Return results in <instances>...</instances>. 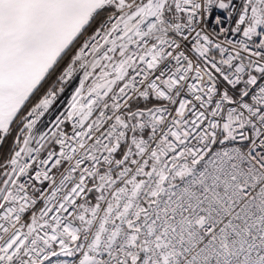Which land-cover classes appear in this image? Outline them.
Returning <instances> with one entry per match:
<instances>
[{
	"label": "snow or ice",
	"instance_id": "obj_1",
	"mask_svg": "<svg viewBox=\"0 0 264 264\" xmlns=\"http://www.w3.org/2000/svg\"><path fill=\"white\" fill-rule=\"evenodd\" d=\"M0 264H264V0H0Z\"/></svg>",
	"mask_w": 264,
	"mask_h": 264
},
{
	"label": "built area",
	"instance_id": "obj_2",
	"mask_svg": "<svg viewBox=\"0 0 264 264\" xmlns=\"http://www.w3.org/2000/svg\"><path fill=\"white\" fill-rule=\"evenodd\" d=\"M209 27H212L211 21H209Z\"/></svg>",
	"mask_w": 264,
	"mask_h": 264
}]
</instances>
